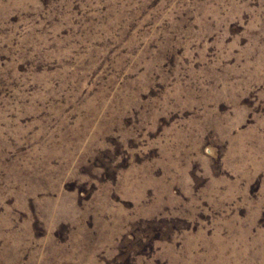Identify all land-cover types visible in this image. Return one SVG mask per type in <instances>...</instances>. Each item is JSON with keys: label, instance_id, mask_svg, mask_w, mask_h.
<instances>
[{"label": "rangeland", "instance_id": "obj_1", "mask_svg": "<svg viewBox=\"0 0 264 264\" xmlns=\"http://www.w3.org/2000/svg\"><path fill=\"white\" fill-rule=\"evenodd\" d=\"M0 264H264V0H0Z\"/></svg>", "mask_w": 264, "mask_h": 264}]
</instances>
